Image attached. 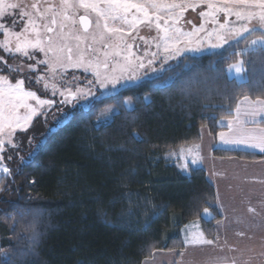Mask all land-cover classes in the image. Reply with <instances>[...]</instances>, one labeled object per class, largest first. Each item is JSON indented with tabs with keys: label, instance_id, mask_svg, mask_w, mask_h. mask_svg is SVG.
Segmentation results:
<instances>
[{
	"label": "trees",
	"instance_id": "16d2710c",
	"mask_svg": "<svg viewBox=\"0 0 264 264\" xmlns=\"http://www.w3.org/2000/svg\"><path fill=\"white\" fill-rule=\"evenodd\" d=\"M224 37L205 38L162 76L97 93L87 106L73 94L55 98L17 134L16 165L0 177V264H143L156 251L182 250L181 229L194 221L215 241L216 191L206 172L191 168L186 176L167 156L198 144L202 128L215 135L241 99L264 100V47L251 46L264 33L232 44ZM239 60L244 82L227 76ZM7 69L0 61V76H11ZM77 77L87 83L92 76ZM28 81L24 76L26 88L39 89ZM109 106L118 113L100 125L98 115ZM214 156L264 158L220 149ZM207 209L210 220L203 218Z\"/></svg>",
	"mask_w": 264,
	"mask_h": 264
},
{
	"label": "rangeland",
	"instance_id": "374dc122",
	"mask_svg": "<svg viewBox=\"0 0 264 264\" xmlns=\"http://www.w3.org/2000/svg\"><path fill=\"white\" fill-rule=\"evenodd\" d=\"M81 17L92 21L87 34L78 27ZM53 25L59 29L51 35L50 43L44 44V34ZM256 31L264 33V0H0V61L11 75L0 76V177L16 165L12 158L19 146L17 134L28 131L36 118L54 105L55 98L73 94L87 106L99 88H111L106 79H114L122 88L131 87L162 76L178 54L207 37L219 40L225 36L232 44L235 38ZM251 46L264 47V39L256 37ZM88 51L107 67L99 66L103 75L84 83L77 75L95 65L94 61L88 64ZM26 75L38 90L26 88ZM227 76L244 82L243 61L229 66ZM170 82L171 78L156 85ZM40 90L48 95L42 97ZM64 97L67 102L71 98ZM124 104L129 110L134 108L131 99ZM117 113L115 106L102 109L98 123L108 124ZM171 152L168 158L175 160L178 151ZM192 158L190 164L201 165V157ZM182 166L188 172L187 165ZM209 216L207 209L203 217ZM187 232L182 235L191 251V244L197 245V235ZM219 234L224 236L225 230ZM223 236L219 248L224 247Z\"/></svg>",
	"mask_w": 264,
	"mask_h": 264
},
{
	"label": "crops",
	"instance_id": "0c3cea01",
	"mask_svg": "<svg viewBox=\"0 0 264 264\" xmlns=\"http://www.w3.org/2000/svg\"><path fill=\"white\" fill-rule=\"evenodd\" d=\"M218 127L215 135L208 128H202L201 141L178 149L175 160L167 156L186 176L191 168L206 172L216 191L217 240L209 241L200 222L194 221L181 229L184 249L156 251L143 264H264V158L214 156L216 149L264 156V100L241 99L233 115L221 119ZM194 155L201 157V165L190 164ZM181 164L188 166V172L183 171ZM213 217L210 211V216L203 218ZM184 230H188V235H197V245L191 244V251L185 244ZM220 230H225L224 236L219 234ZM222 236L224 247L219 248L217 244Z\"/></svg>",
	"mask_w": 264,
	"mask_h": 264
},
{
	"label": "flooded vegetation",
	"instance_id": "af4514ba",
	"mask_svg": "<svg viewBox=\"0 0 264 264\" xmlns=\"http://www.w3.org/2000/svg\"><path fill=\"white\" fill-rule=\"evenodd\" d=\"M87 17H81L80 20H79V23H78V27L80 29V32H82L83 34H87L91 31L92 29V21L89 19L86 20ZM54 22V19L51 20V23ZM89 23V26L88 28L86 29L85 27L88 25ZM57 29H59L58 27H55V25H53L52 27H49L48 30L46 31V34H44V44H49L50 43V37L51 35H54V33H56V31H58ZM61 30V29H60ZM64 30V28H62V31ZM93 46H90V49H92ZM89 49V48H88ZM89 49V50H90ZM105 49V48H104ZM68 51L71 52L70 48H68ZM90 53V57L88 59V64L90 65V63H92L93 61V64L94 67H91L92 69H87V72H83L84 74H86L87 77H90V76H96V77H100L102 73L99 72V66L102 68V69H105L106 70V65L104 64H100L101 63V60H99V57L96 56L95 54H91V52L93 51H88ZM71 58V57H70ZM72 59V58H71ZM83 73H80V75H82ZM110 74V73H109ZM103 75V74H102ZM105 79V78H104ZM111 83V88L110 89H107L106 90L104 88H99L97 91H96V94L98 93L99 96H107V95H110L112 94L113 92H116V91H119L120 89H122V87H120V84H118L117 82L115 83L114 79H106V85H109ZM108 93H107V92ZM96 95V97L98 96ZM98 96V97H99Z\"/></svg>",
	"mask_w": 264,
	"mask_h": 264
},
{
	"label": "water",
	"instance_id": "95a60500",
	"mask_svg": "<svg viewBox=\"0 0 264 264\" xmlns=\"http://www.w3.org/2000/svg\"><path fill=\"white\" fill-rule=\"evenodd\" d=\"M86 20H88L89 21V19L87 18ZM88 26H89V23H88V25L85 27L86 29L88 28Z\"/></svg>",
	"mask_w": 264,
	"mask_h": 264
}]
</instances>
